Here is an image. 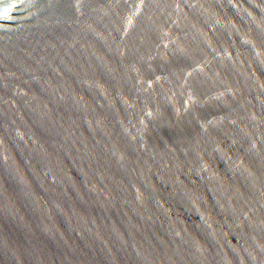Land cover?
I'll list each match as a JSON object with an SVG mask.
<instances>
[{"label": "water", "instance_id": "water-1", "mask_svg": "<svg viewBox=\"0 0 264 264\" xmlns=\"http://www.w3.org/2000/svg\"><path fill=\"white\" fill-rule=\"evenodd\" d=\"M0 264H264V0H0Z\"/></svg>", "mask_w": 264, "mask_h": 264}]
</instances>
